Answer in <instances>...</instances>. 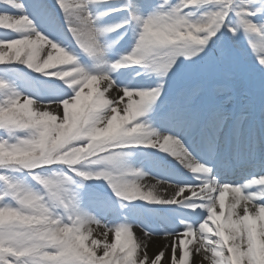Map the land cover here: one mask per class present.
<instances>
[{
  "label": "snow or ice",
  "instance_id": "6c2138e0",
  "mask_svg": "<svg viewBox=\"0 0 264 264\" xmlns=\"http://www.w3.org/2000/svg\"><path fill=\"white\" fill-rule=\"evenodd\" d=\"M196 255L264 264V0H0V264Z\"/></svg>",
  "mask_w": 264,
  "mask_h": 264
},
{
  "label": "bare ground",
  "instance_id": "6f19581e",
  "mask_svg": "<svg viewBox=\"0 0 264 264\" xmlns=\"http://www.w3.org/2000/svg\"><path fill=\"white\" fill-rule=\"evenodd\" d=\"M144 184L146 185H152V184H157L156 181H154L153 179H150L149 177H146L143 181ZM157 189L158 191H160V193L162 195H171L172 192L174 191V187H170V186H167V185H159L157 184ZM228 199H231V196L229 195ZM95 227V226H94ZM137 235L138 236H141L142 233H140L139 231L135 230ZM170 244V239L169 238H165V239H156V238H151L150 242H149V247H148V251H157V250H161L165 245H168ZM171 254V250L169 248V251H168V255ZM192 263L194 264H201V261H202V257L199 256V255H196V256H193L192 257ZM203 263L202 264H208L206 262V260H203L202 261Z\"/></svg>",
  "mask_w": 264,
  "mask_h": 264
},
{
  "label": "rangeland",
  "instance_id": "374dc122",
  "mask_svg": "<svg viewBox=\"0 0 264 264\" xmlns=\"http://www.w3.org/2000/svg\"><path fill=\"white\" fill-rule=\"evenodd\" d=\"M86 91H87V89H86ZM150 179H153L154 181H156L157 182V179L156 178H154V177H149ZM144 181V180H143ZM165 185H167V186H169L168 184H165ZM135 230H137V231H139L140 233H142L143 234V230L138 226V227H136V229ZM152 238H156V239H165L166 237L165 236H163V235H158V236H153ZM159 250H157V251H148L149 252V254L150 255H152V254H154V253H156V252H158ZM171 254H169V256H170ZM191 260H193L192 259V257L190 258ZM206 262L209 264V262L206 260ZM203 263V262H202ZM192 264H194V263H192ZM197 264V263H196Z\"/></svg>",
  "mask_w": 264,
  "mask_h": 264
}]
</instances>
